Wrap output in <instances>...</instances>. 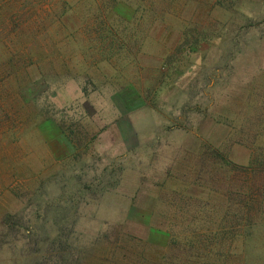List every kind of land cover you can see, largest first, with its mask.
I'll list each match as a JSON object with an SVG mask.
<instances>
[{
  "label": "rangeland",
  "instance_id": "374dc122",
  "mask_svg": "<svg viewBox=\"0 0 264 264\" xmlns=\"http://www.w3.org/2000/svg\"><path fill=\"white\" fill-rule=\"evenodd\" d=\"M0 264H264V0H0Z\"/></svg>",
  "mask_w": 264,
  "mask_h": 264
}]
</instances>
